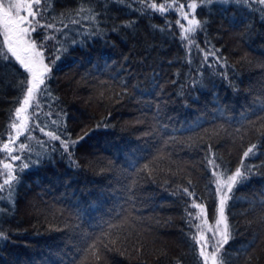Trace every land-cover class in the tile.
<instances>
[{
    "label": "trees",
    "instance_id": "obj_1",
    "mask_svg": "<svg viewBox=\"0 0 264 264\" xmlns=\"http://www.w3.org/2000/svg\"><path fill=\"white\" fill-rule=\"evenodd\" d=\"M195 2L203 28L186 46L171 13L139 0H42L56 26L38 29L54 37L44 42L51 72L31 102L32 139L19 140L29 150L14 153L12 196L0 193V264H203L184 189L213 221L210 158L232 173L251 168L226 208L227 264H264V11L251 0ZM208 51L219 62H205ZM25 77L0 57V154ZM36 123L78 140L71 158ZM93 243L99 259L86 251Z\"/></svg>",
    "mask_w": 264,
    "mask_h": 264
},
{
    "label": "snow or ice",
    "instance_id": "obj_2",
    "mask_svg": "<svg viewBox=\"0 0 264 264\" xmlns=\"http://www.w3.org/2000/svg\"><path fill=\"white\" fill-rule=\"evenodd\" d=\"M122 2V0H121ZM221 3L227 4L230 0H220ZM236 3L249 4L250 0H235ZM142 6V11L151 9L153 11H158L160 13H165L167 10L171 9L173 5H177V0H163L159 5L155 2H147V0H139ZM214 3V0H200V6H210ZM252 4H259L261 6V11H264V0H251ZM42 0H0V37H2V47H0V57L5 61L10 62L13 58L23 70L28 73V77H25L21 84L26 88V95L23 96L22 104L20 107L15 109V118L19 120L20 123L17 124L14 120L10 121L9 127L15 131V136H9L7 142H3L2 151L7 154L6 159H11L12 161L22 160L20 155H12L17 149L10 147V144H15L21 135H25L29 131L28 121L30 117L28 115H22L28 112V109L33 100L37 99V96L41 93L47 91L46 79L49 77L47 73L51 72V63H45L44 48L45 41L54 39L53 36L44 33L38 34L33 37V33H38V29H53L55 30V24H50L45 22L44 11L47 5L41 7ZM146 5V7H144ZM190 11H185V8ZM198 5L193 0L191 3L184 2L178 3L175 11L179 13L180 18L176 19L175 23L182 30L179 33V37L182 41H188L189 44L195 43L194 37L198 30L203 28V23L195 15ZM91 11V9H85L80 7L77 10V15L82 12ZM95 19V16L85 17V19ZM186 21L187 26L181 21ZM72 23H78V21L73 20ZM6 49V51H4ZM60 49H57L59 52ZM209 56H213L219 62L220 58L215 56L214 51L205 52L204 60L208 62ZM60 56L57 55L56 59ZM24 91V88H22ZM39 103L34 106V115L38 116L35 112V108H39ZM55 122V121H54ZM36 128H39L41 132H44V127L39 123L35 124ZM260 127H264L261 124ZM50 140L59 141L61 147L65 152L68 153L69 158L72 156L70 151V145L74 147L79 141L64 140L59 134H55L51 131L44 132ZM87 133H85V136ZM26 139L31 140L32 136L28 135ZM79 139H84L81 136ZM18 149L20 151L29 150V145L23 142L18 144ZM255 145H251L243 152V157L245 159L250 157V154L255 155L254 149ZM3 164V169L5 170L0 175L4 176L2 183H0V193H7V198H11L13 193V181H17L18 177L14 174V166L12 163L4 162L0 160ZM209 163L213 164L216 169H222V171H213L212 176H215V193L219 196L218 204L216 205V210L213 213L214 224H210L208 220L207 205L203 202H197L194 192H189L187 188L184 192L192 198L190 207L198 209V213L189 212L188 215L191 219L199 220L200 223L194 225L197 228V233L193 235V240L197 245H199V256L202 258L203 264H227L225 250V245L229 244L231 239H234V234L232 231V226L228 222V216L226 215V208L228 207V201L233 197L230 195L233 192V188L238 184H242L244 180L248 178L251 168H244L242 171L243 164L241 167H237L232 173L230 170L224 168L223 165L217 163L216 159H209ZM29 167L28 163H22L19 169H27ZM148 165H145V169ZM224 177L223 179L221 177ZM4 195H0V199H5ZM191 219L188 221L190 226ZM204 228L207 229L211 236H206ZM198 237V238H197ZM0 239H7V236L2 230H0ZM115 243V241H111ZM107 247V245H105ZM211 251H208V249ZM86 251L91 254L98 256L97 245L93 243L90 245Z\"/></svg>",
    "mask_w": 264,
    "mask_h": 264
},
{
    "label": "rangeland",
    "instance_id": "obj_3",
    "mask_svg": "<svg viewBox=\"0 0 264 264\" xmlns=\"http://www.w3.org/2000/svg\"><path fill=\"white\" fill-rule=\"evenodd\" d=\"M4 2H7V0H4ZM162 2H163V1H162ZM168 3L170 4V3H171V0H168ZM187 3H191V2H187ZM187 3H185V4L187 5ZM177 6H178V4H177V5H173L172 8L169 9V10H167L166 12H169V13H171V14L173 15V17H174V18H173V23H174V26H175V28H176V31L178 32V36H179V33H180L182 30H181L180 27L175 23L176 19L180 18L179 13L175 11V8H176ZM185 11H190V10L187 9V7H186V8H185ZM181 22L184 23L185 26H187V22H186V21H183V20H182ZM49 31H50V29H47V33H49ZM38 32H39V30H38ZM35 34H38V33H33V35L36 37ZM0 40H1V46H2V37H0ZM183 43H184V45H186V46H188V44H189L188 41H183ZM4 51H6V49H4ZM45 63L47 64L46 59H45ZM29 79H30V77H29ZM26 94H27V93H25V95H26ZM31 105H32V103H31ZM20 106H21V105H20ZM20 106H19V107H20ZM31 107H32V106L29 107L27 113H24V114H22V115H28V116H29V114H31V112H33V108H31ZM13 120H14L17 124L20 123V121H19V120H16L15 117L13 118ZM28 125H29V121H28ZM29 131H31V130H30V126H29ZM29 131L26 132L25 135H21V136L19 137V139L15 142V144H10V146H11V147H14V148L17 149V145H18V143H19V140H20L21 138H23L24 136L29 135ZM10 135H11V136H15V131H14L13 129H11V128H10V132H9L8 138H9ZM15 152L17 153L18 151H14V152L12 153V155H14ZM6 157H7V154H6L5 152L0 154V160H3L4 162L12 163V164H13V161H12L10 158H9V159H6ZM209 166H210V165H209ZM1 168H3V164H2V163H0V169H1ZM210 170H211V173H212L213 171H219L218 169H216V168L213 167V166L210 167ZM233 173H234V172H233ZM221 178L223 179L224 177L222 176ZM215 179H216V177H215V176H212V182H213V185H214V189H215V187H216V185H215ZM215 195H216V205H217V204H218V200H219V196H218L216 193H215ZM192 213H194V214H195V213H198V209L193 208ZM192 222H193V226H194V225H197V224L200 223L199 220H195V219H192ZM209 223H210V224H214V221H209ZM203 230H204L206 236H211V233H209V232L207 231L206 228H204ZM196 233H197V228L194 227V234H196ZM197 238H198V237H197ZM197 246H198V251H199V250H200L199 245H197ZM208 251H211V249L209 248ZM201 259H202V258H201Z\"/></svg>",
    "mask_w": 264,
    "mask_h": 264
}]
</instances>
